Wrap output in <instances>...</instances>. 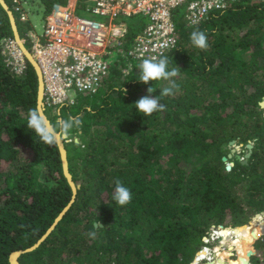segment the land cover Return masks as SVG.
<instances>
[{
    "label": "trees",
    "instance_id": "obj_1",
    "mask_svg": "<svg viewBox=\"0 0 264 264\" xmlns=\"http://www.w3.org/2000/svg\"><path fill=\"white\" fill-rule=\"evenodd\" d=\"M67 1L45 0V14L54 3ZM6 2L28 42L19 24L26 22L12 0ZM78 9L85 11V5L78 2ZM86 16L103 18L88 11ZM142 17L141 28L126 22L129 38L146 25ZM176 23L178 46L164 57L168 70L178 67V88L159 97L165 111L146 116L134 103L148 95L149 86L156 89L151 95L159 96L168 82L145 85L137 81L139 66L125 72L116 64L95 100L72 111L76 100L65 107V116L54 119L46 113L57 131L63 121L80 122L65 143L79 187L56 228L21 255V264H191L213 226L223 225L226 232L264 212V0L235 2L194 26L185 17ZM193 31L205 32L206 50L192 44ZM9 37L14 31L0 3V264H11L12 252L34 245L73 198L57 142L44 145L26 127L30 110H38L39 80L28 59L23 75L7 66L2 46ZM55 119L63 121L56 126ZM232 140L253 143L247 163L235 153L223 160ZM117 179L132 193L128 205L113 199ZM253 221L243 242L225 243L238 253L234 263L230 253L229 263L264 264V218ZM219 254L217 246L215 264ZM220 260L227 262L225 253Z\"/></svg>",
    "mask_w": 264,
    "mask_h": 264
},
{
    "label": "built area",
    "instance_id": "obj_2",
    "mask_svg": "<svg viewBox=\"0 0 264 264\" xmlns=\"http://www.w3.org/2000/svg\"><path fill=\"white\" fill-rule=\"evenodd\" d=\"M25 1L12 0L23 22L28 21ZM238 1L242 0H68L54 3L45 14L42 34L33 30L26 34L31 45L28 50L42 73L45 107L60 116L63 107L76 103L74 92L97 94L111 69L106 57L114 52L129 58L128 67L124 68L129 72L132 60L141 63L144 59L158 60L176 48L180 32L174 10L179 6L186 4V21L194 26L209 13L224 11ZM78 2L85 5L86 11L105 20L77 14ZM133 15L145 16L147 23L141 32L129 38L128 25L124 20L119 21V17ZM2 54L13 73L25 74L27 57L15 37L4 41Z\"/></svg>",
    "mask_w": 264,
    "mask_h": 264
},
{
    "label": "clouds",
    "instance_id": "obj_3",
    "mask_svg": "<svg viewBox=\"0 0 264 264\" xmlns=\"http://www.w3.org/2000/svg\"><path fill=\"white\" fill-rule=\"evenodd\" d=\"M190 39L192 44L201 50H206L209 46L208 37L204 31H193L190 35ZM168 64V58L163 57L158 60L144 59L139 65L140 78L137 81L145 85H152L153 81L168 82V86L160 89L159 96H152L151 94L154 93L156 89L153 86H149L147 88L148 95L141 97L134 103L135 109L146 116H151L156 112L165 111L166 107L160 103L159 97L173 95L174 90L178 88V85L174 80V78L179 74L177 71L178 67L168 70ZM123 91L126 93L127 89L123 88ZM79 123L80 122L78 120L61 122V134L67 135L74 127H79ZM26 127L31 129L32 132L39 137L40 143L49 147L54 146L57 129L52 126L47 118L38 110H30ZM113 199L120 206L128 205L132 201V193L130 189L124 186L119 179L115 181ZM93 227L99 229L104 226L101 223H94ZM90 235L95 238V232L90 233Z\"/></svg>",
    "mask_w": 264,
    "mask_h": 264
},
{
    "label": "rangeland",
    "instance_id": "obj_4",
    "mask_svg": "<svg viewBox=\"0 0 264 264\" xmlns=\"http://www.w3.org/2000/svg\"><path fill=\"white\" fill-rule=\"evenodd\" d=\"M54 1H58V0H54ZM24 7H25L26 11L28 12V21L26 23H23V24L21 22H19L20 27H23L26 32L33 30L38 34H42L43 29H44V25H45V10H46L45 0H27L24 3ZM76 12H77V14L84 15V16H86V13H87L86 9L83 12L80 9H78ZM174 12H175L174 19L176 18V21H178L179 19H181L183 17H185V19H186V14H187L186 4L179 6V8L175 9ZM97 19L102 20V21L105 20L104 17L103 18L97 17ZM121 20H124L128 24H134L137 28H141L143 25V21H144L142 15L121 16V17H119V21H121ZM28 42H26L25 45L29 49H31L30 48L31 45ZM23 43H24V41H23ZM121 58L125 62H129V58H123L117 52H114L111 55H108L106 57V59L108 60V62L112 66L118 64L121 68L128 67V64L122 62ZM132 62L135 66H139L141 64V62H139L135 59L132 60ZM97 96L98 95H96V94L86 95L83 93L74 92L73 97L77 100L78 103L76 105L71 106L69 109L72 111H76V109L78 107H81L87 101L95 100ZM67 112H68V108L63 107L62 111H61V115L65 116ZM46 113L52 119H54V117L56 116L55 114H53L52 109H49V108H47ZM57 120L59 121L60 119H55L54 123L56 126H58ZM60 121H63V120L61 119ZM69 141H70V139H68V142ZM250 143H252V142H250ZM230 147H231V153L232 154L235 153L236 157H238L240 160L246 159V156L249 152V148L247 146H243L242 144H239L238 141H236L235 143L230 144ZM232 150H233V152H232ZM229 164H231V166H232L233 161L229 162ZM253 219H254V217L251 220H253ZM252 223L255 225L256 221H253ZM234 227H236V226H228L229 230L226 232H223V231H221V229H223L222 227H220V226L214 227L213 226L210 234L203 238L204 239L203 241L205 242V246H203V248L201 249V250L208 249L209 250L208 254L206 255V257L204 259H202V257H200V259L198 258L197 263L195 260H193L194 261V262L192 261L193 264H201V263L209 261L211 258L214 257L215 249L217 246L219 247L220 252L221 251H223V252L229 251V248L227 247V245H225V243L228 241H233V243L237 239H241L242 241H244L246 236L240 237V233H237L236 232L237 229ZM224 228H227V227H224ZM248 233H250V232H248ZM260 251H261V255H262L264 253V246L261 247ZM198 252L196 253L194 259H196ZM203 252H205V251H203ZM232 252H233V254L231 255L230 260H232V261L237 260L236 258L238 257V253H237L236 248H233ZM192 262H191V264H192ZM232 263H234V262H232ZM232 263H229V256H227V263L226 264H232ZM250 263H251V260H250Z\"/></svg>",
    "mask_w": 264,
    "mask_h": 264
},
{
    "label": "water",
    "instance_id": "obj_5",
    "mask_svg": "<svg viewBox=\"0 0 264 264\" xmlns=\"http://www.w3.org/2000/svg\"><path fill=\"white\" fill-rule=\"evenodd\" d=\"M0 3L1 5L4 7V9L6 10L8 16H9V19H10V22H11V25H12V28H13V31H14V36L15 38L17 39L18 43L20 44V46L22 47V49L24 50L25 52V55L27 57V59L31 62V64L34 66L35 70H36V73H37V77H38V80H39V90H38V111L47 118V120L49 121V123L54 126L51 121L49 120L48 116L46 115V108L44 106V101H43V95H44V82H43V77H42V73H41V70H40V67L39 65L37 64L36 60L34 59V56L31 54V52L28 50V48L26 47V45L23 43V39L21 38L20 36V33H19V30H18V26H17V21H16V17H15V14L14 12L12 11V9L10 8L9 4L6 2V0H0ZM261 106L264 107V101L261 102ZM55 127V126H54ZM67 135H64V134H61V131H57V134L55 136V141L57 142L58 144V147H59V150H60V153H61V160H62V166H63V172H64V175L65 177L67 178L71 188H72V191H73V198L72 200L70 201V203L61 211V213L58 215V217L56 218V220L54 221V223L51 225V227L46 231V233L34 244L32 245L31 247H28L26 249H21V250H17V251H14L10 254V263L11 264H21L20 263V260L19 258L21 257V255L27 253V252H30V251H33L35 250L37 247L40 246V244L52 233V231L56 228L57 224L59 223L60 220H62V218L65 216V214L67 213V211L70 209V207L72 206L73 202L75 201V196L77 194V190H78V187L79 185L76 184V182L74 181L73 179V176L70 172V169H69V155H67V150L65 148V144H64V141L67 142L68 139H67ZM75 142L79 143V138L76 137L74 139ZM236 140H232L230 142V144H233L235 143ZM253 143H248L247 144V147L249 148V152L246 156V159L245 160H242L243 163H247V160L248 158L250 157L251 153H252V149H253ZM233 152V150H232ZM232 156V153H229L228 156H224L223 157V160L224 161H227L228 157H231ZM231 168V164H228L227 165V169H230ZM257 217H263L264 218V212H260V213H256L254 218L258 219ZM252 223V220H250L248 223L246 224H243V225H240V226H236L234 228H238V227H243L245 225H250ZM220 227L224 228L223 225H220ZM225 229V228H224ZM257 240V239H256ZM255 240V242H256ZM230 249V248H229ZM233 249V248H232ZM202 251V250H200ZM199 251V252H200ZM198 252V253H199ZM230 253L233 254L232 251H229ZM215 255V254H214ZM198 256V255H197ZM194 260H198L197 257L196 259ZM210 261H207V262H204V263H201V264H207L209 263ZM233 262H237V260H233ZM248 264H251L250 261L248 262Z\"/></svg>",
    "mask_w": 264,
    "mask_h": 264
},
{
    "label": "bare ground",
    "instance_id": "obj_6",
    "mask_svg": "<svg viewBox=\"0 0 264 264\" xmlns=\"http://www.w3.org/2000/svg\"><path fill=\"white\" fill-rule=\"evenodd\" d=\"M66 142L64 141V144H65ZM65 148H66V146H65ZM67 150V149H66ZM68 155V154H67ZM258 219H261V217H257ZM252 225H254L253 223H252ZM240 229H245L246 230V235H244V236H246V237H248V232H250V226L249 225H245V226H243V227H238L237 228V230H240ZM236 230V231H237ZM221 231H222V229H221ZM248 231V232H247ZM250 234V233H249ZM250 237V239H251V235L249 236ZM248 240V239H247ZM241 242H243L241 239H237V240H235L234 241V243L235 244H238V243H241ZM208 249H204V250H202V251H200L199 253H198V256H197V259L199 258V257H202V259H204L205 257H204V252L203 251H207ZM221 253H225L226 254V256H229L230 255V252L229 251H221L220 252V254L218 255V263H220L221 262V260H220V255H221ZM213 258H211L209 261V263H207V264H215L214 262H212L211 260H212ZM196 261V263H197V261L198 260H195ZM218 263H216V264H218ZM227 263V262H226ZM226 263H223V264H226Z\"/></svg>",
    "mask_w": 264,
    "mask_h": 264
},
{
    "label": "flooded vegetation",
    "instance_id": "obj_7",
    "mask_svg": "<svg viewBox=\"0 0 264 264\" xmlns=\"http://www.w3.org/2000/svg\"><path fill=\"white\" fill-rule=\"evenodd\" d=\"M45 106V105H44ZM46 108V107H45Z\"/></svg>",
    "mask_w": 264,
    "mask_h": 264
}]
</instances>
